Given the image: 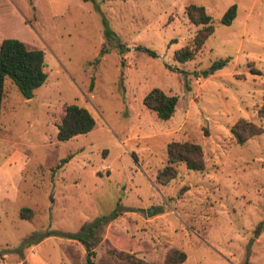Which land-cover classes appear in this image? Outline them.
I'll list each match as a JSON object with an SVG mask.
<instances>
[{
    "label": "rangeland",
    "instance_id": "374dc122",
    "mask_svg": "<svg viewBox=\"0 0 264 264\" xmlns=\"http://www.w3.org/2000/svg\"><path fill=\"white\" fill-rule=\"evenodd\" d=\"M189 3L213 30L178 62L173 52L201 27L187 19ZM6 37L43 51L46 79L29 99L3 81L0 264H85L82 245L64 234L113 212L96 263L130 264L126 240L154 264L175 250L185 254L180 264H264V0H0ZM220 58V69L199 75ZM153 87L177 97L166 120L142 104ZM68 103L86 108L94 126L61 141L56 124ZM239 118L261 132L235 143L229 128ZM170 141L197 143L203 168L176 163L159 184Z\"/></svg>",
    "mask_w": 264,
    "mask_h": 264
},
{
    "label": "trees",
    "instance_id": "16d2710c",
    "mask_svg": "<svg viewBox=\"0 0 264 264\" xmlns=\"http://www.w3.org/2000/svg\"><path fill=\"white\" fill-rule=\"evenodd\" d=\"M184 13L187 19L195 24L201 25L190 40V45L182 46L173 52V58L178 62L189 60L197 51L208 35L211 34L213 26L210 23V16L205 12L201 5L189 3L184 7ZM235 16V4L229 5L222 13L219 21L224 25L230 24ZM104 35L114 41L118 53L126 50V46L118 42L117 37L110 31L105 22ZM136 49L155 57L154 51L143 47L135 46ZM226 58L213 60L207 69L200 71L199 75L206 77L208 74L220 69L225 63ZM44 67L43 51L39 48L27 47L25 43L17 38H2L0 40V107L3 98V81L8 77L15 85L19 94L29 99L33 96L34 89L41 86L46 79ZM183 73L182 70H180ZM195 72V76H198ZM177 97L164 93L161 89L153 87L148 90L142 97V104L149 110L153 111L157 118L166 120L174 112ZM257 114L264 118V109L257 110ZM94 126V119L88 110L75 103H68L63 108V114L56 124L57 140H67L71 137L90 131ZM235 143L241 144L250 137L258 135L261 127L244 118L237 119L229 128ZM166 162L156 173L155 180L159 184L167 183L175 175L173 167L176 163H182L186 169L197 171L203 168L202 151L197 143L190 141H170L165 147ZM30 209L21 207L19 217L23 218L28 215ZM116 217L115 212L110 216H97L91 221L83 222L78 231L64 234L65 238L78 241L84 250L85 264H105L104 261L98 263L92 260L94 256L93 248L103 238L106 224ZM51 232H46L48 236ZM123 246L130 249L128 254H124L130 264H154L143 252L139 251L137 246L126 240ZM137 250L134 251V249ZM114 250H109L108 254H113ZM127 253V252H125ZM134 253V254H132ZM185 259L182 251L175 250L167 258L166 264H180ZM76 264V262H73Z\"/></svg>",
    "mask_w": 264,
    "mask_h": 264
},
{
    "label": "crops",
    "instance_id": "0c3cea01",
    "mask_svg": "<svg viewBox=\"0 0 264 264\" xmlns=\"http://www.w3.org/2000/svg\"><path fill=\"white\" fill-rule=\"evenodd\" d=\"M76 136V135H75ZM74 137V136H73ZM72 138V137H71Z\"/></svg>",
    "mask_w": 264,
    "mask_h": 264
}]
</instances>
